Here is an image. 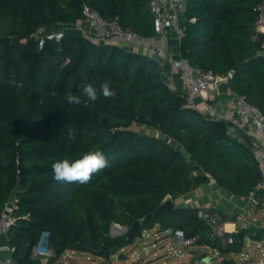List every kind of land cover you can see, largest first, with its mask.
I'll list each match as a JSON object with an SVG mask.
<instances>
[{
	"label": "trees",
	"instance_id": "obj_1",
	"mask_svg": "<svg viewBox=\"0 0 264 264\" xmlns=\"http://www.w3.org/2000/svg\"><path fill=\"white\" fill-rule=\"evenodd\" d=\"M150 1L0 0V37H10L6 46L0 42V213L13 195L7 244L21 264L37 261L31 247L43 230L54 251L47 264H59L66 249L109 258L155 224L187 238L197 235L194 243L222 257L217 264H240L227 256L241 253L247 239L264 237L263 227L238 224L232 242L222 244L198 217V207L178 205L154 214L167 196L211 178L238 196L262 194L256 193L261 176L249 138L238 140L226 132L224 120L183 106L185 94L165 82L155 58L95 42L74 29L42 45L28 40L41 28L74 24L85 5L104 17L117 15L123 27L150 38ZM260 1L186 0L178 48L204 70L223 77L233 71L227 88L264 113L262 34L252 37ZM103 80L110 81L115 97L80 106L65 102L67 92L82 95L81 84ZM145 126L157 133L141 130ZM95 149L109 164L89 183L52 178L53 163ZM136 220L139 228L127 237ZM116 224L126 230L112 235Z\"/></svg>",
	"mask_w": 264,
	"mask_h": 264
},
{
	"label": "built area",
	"instance_id": "obj_2",
	"mask_svg": "<svg viewBox=\"0 0 264 264\" xmlns=\"http://www.w3.org/2000/svg\"><path fill=\"white\" fill-rule=\"evenodd\" d=\"M186 0H151L150 11L153 15V27L155 35H163L172 29L178 40L183 34V28L179 23L180 15L185 9ZM255 31L252 37L257 39V34H262L261 54L264 56V0L255 7ZM74 29L79 34L98 43L115 44L134 51L141 52L149 57L155 58L160 66L168 65L174 70L180 80V91L185 94V107L202 112L205 115L222 119L227 123L226 132L235 136L241 134L249 138L251 143L252 157L259 170L261 179L257 188L262 189L261 196H249L250 204L256 208V214L264 228V113L254 104L249 102L245 96L234 94L228 102L227 112L218 110L210 100L219 95V84L227 80L228 76H219L211 70H204L193 65L180 54L167 52L163 47L153 44L150 38L125 28L119 22L117 15L111 17L102 16L96 9L85 5L82 16L72 25H64L56 29L38 30L36 39L42 45L45 38L60 40L65 30ZM201 97L202 106L196 101ZM15 206L14 198L9 200L0 213V236L7 234L11 223L14 221L12 210ZM197 215L210 228L211 234L220 239L222 244L232 242L231 233L236 229L227 230L224 223L217 215L207 208H199ZM117 225V224H116ZM118 226V225H117ZM175 237L182 245L194 243L198 236L185 237L183 231L175 230ZM49 232L43 230L37 240L32 244L30 257L40 264H47V260L54 255L49 245ZM12 249L6 243L0 244V264H18L12 258ZM217 251L213 249V254Z\"/></svg>",
	"mask_w": 264,
	"mask_h": 264
},
{
	"label": "rangeland",
	"instance_id": "obj_3",
	"mask_svg": "<svg viewBox=\"0 0 264 264\" xmlns=\"http://www.w3.org/2000/svg\"><path fill=\"white\" fill-rule=\"evenodd\" d=\"M138 129V127H136ZM141 130L156 134L152 128L143 127ZM14 197L11 195L12 200ZM167 198H169L167 196ZM175 205L178 200H175ZM259 227V226H255ZM119 235L124 232L125 226L118 225ZM191 250H195L193 254ZM213 257L209 263L203 261L201 255ZM53 257V256H52ZM240 264H264V237L261 240H248L241 253H230ZM222 257L218 252L213 254L211 247L203 244H180L172 228L161 229L159 224L145 229L142 236H137L132 243L116 251L109 258L96 256L84 250L66 249L58 257L57 263L62 264H184L193 261L195 264H217Z\"/></svg>",
	"mask_w": 264,
	"mask_h": 264
},
{
	"label": "crops",
	"instance_id": "obj_4",
	"mask_svg": "<svg viewBox=\"0 0 264 264\" xmlns=\"http://www.w3.org/2000/svg\"><path fill=\"white\" fill-rule=\"evenodd\" d=\"M150 41L153 44L163 47L169 53L179 54V40L172 29H169L166 34L154 35L150 37ZM122 47L127 50H133L126 47V45H123ZM162 73L165 82L171 88L180 90L181 86L179 77L170 66H162ZM233 95L234 94H232L227 88L225 92H220L219 95L215 96V98L210 100V102L218 110L222 109L227 112L228 102L232 99ZM196 101L199 102V106L201 107V97H197ZM233 137L238 140L243 138L241 134H236ZM172 199L173 201L178 200L176 205L174 202L175 206L198 207L211 210L217 215L219 220L224 223L227 230L237 229L238 224L249 227H261L262 225L256 214V208H254L249 202V196H238L232 194L223 189L221 186L216 185L212 178L207 183L199 184L191 191L182 195H177ZM7 241V234L0 236V244L4 245ZM191 251L193 254L196 253L195 250Z\"/></svg>",
	"mask_w": 264,
	"mask_h": 264
},
{
	"label": "clouds",
	"instance_id": "obj_5",
	"mask_svg": "<svg viewBox=\"0 0 264 264\" xmlns=\"http://www.w3.org/2000/svg\"><path fill=\"white\" fill-rule=\"evenodd\" d=\"M63 68V64H61ZM82 95L67 92L64 100L69 105H86L88 101H96L100 96L104 99L113 98L116 92L112 89L108 80L97 83L85 82L79 86ZM86 97V100L84 99ZM69 138H74L72 130L68 131ZM106 154L99 149L90 150L80 158L69 160L67 158L52 164L53 179L57 182L87 184L94 174L108 167Z\"/></svg>",
	"mask_w": 264,
	"mask_h": 264
},
{
	"label": "water",
	"instance_id": "obj_6",
	"mask_svg": "<svg viewBox=\"0 0 264 264\" xmlns=\"http://www.w3.org/2000/svg\"><path fill=\"white\" fill-rule=\"evenodd\" d=\"M10 40V37L9 36H5V37H0V42H3L5 44V46L8 44ZM29 41H35L36 40V36L35 35H32L31 37H29L28 39ZM230 74V77L233 75V71H230L229 72ZM227 89V83H226V80H223L220 82L219 84V92H225ZM262 192V189L259 188L257 189L256 193H261ZM174 201L172 198H167L165 199V201L154 211V214H158L162 211H170L174 208ZM148 217H150V214L148 215ZM139 225H140V222L139 220H136L134 221L131 226L129 227V230H128V235L127 237H130L138 228H139ZM118 226L117 225H113L111 228H110V232H117L119 233L120 230H118L117 228ZM126 229V227H125ZM211 260H213V257L211 256H205L203 258V261L209 263ZM17 263L18 264H21V260L18 259L17 260ZM33 264H40L39 262H35ZM59 264H62V263H59Z\"/></svg>",
	"mask_w": 264,
	"mask_h": 264
}]
</instances>
